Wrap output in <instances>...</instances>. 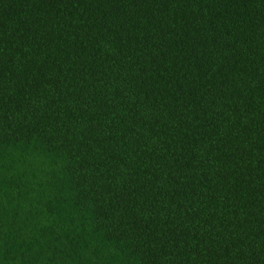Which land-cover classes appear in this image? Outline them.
Returning <instances> with one entry per match:
<instances>
[{"label": "trees", "instance_id": "1", "mask_svg": "<svg viewBox=\"0 0 264 264\" xmlns=\"http://www.w3.org/2000/svg\"><path fill=\"white\" fill-rule=\"evenodd\" d=\"M0 264H264V0H0Z\"/></svg>", "mask_w": 264, "mask_h": 264}]
</instances>
